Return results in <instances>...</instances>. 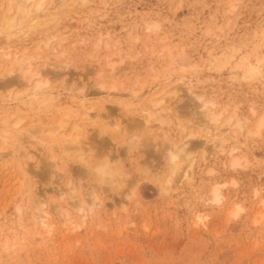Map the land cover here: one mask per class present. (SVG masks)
Masks as SVG:
<instances>
[{
    "label": "rangeland",
    "instance_id": "374dc122",
    "mask_svg": "<svg viewBox=\"0 0 264 264\" xmlns=\"http://www.w3.org/2000/svg\"><path fill=\"white\" fill-rule=\"evenodd\" d=\"M35 10L11 27L16 12L0 0V84L21 81L0 87V264H264V126L253 133L264 115V0H45ZM27 59L53 87L36 103L22 96L33 83L17 61ZM165 93L169 112L147 116L150 98ZM202 107L221 116L214 133L203 132L214 126ZM103 110L122 125L83 116ZM71 114L89 166L46 132ZM233 116L247 126L222 132ZM174 145L195 158L191 179L182 160L166 187ZM107 157L122 173L110 186L88 173ZM217 184L224 199L214 205ZM92 195L100 204L90 212ZM39 212L51 228L34 220Z\"/></svg>",
    "mask_w": 264,
    "mask_h": 264
},
{
    "label": "bare ground",
    "instance_id": "6f19581e",
    "mask_svg": "<svg viewBox=\"0 0 264 264\" xmlns=\"http://www.w3.org/2000/svg\"><path fill=\"white\" fill-rule=\"evenodd\" d=\"M44 1L45 0H6V13L7 12L8 13H11V11H13V10H15V12H16V13H14L15 14L14 15V20H13L14 23L13 24H10V26L11 27H15L16 25H18L17 22L19 21V19H23V20L30 19V14L32 13L31 12L32 11V8H34V9L36 8L37 9V10H35V13H36V11H38V12L41 11L42 10V4H43ZM29 3H34V4L28 5ZM44 9L45 8H44V5H43V10ZM37 14H39V13H37ZM35 18H33V19L36 20L37 18L36 19ZM33 19L31 20V22H33ZM7 33H9V32H7ZM14 58L16 60V57H14ZM17 62L19 64V66H20V71L23 72V73L21 72V74H22V76L24 77V80H25L23 83L26 84V85H30V84L32 85V83H33L32 87L27 88V90H25L24 92H22L23 95H22V93L20 95L24 96V94H25L24 97L26 98L25 101L27 103H36V101L41 100V99H39V97L42 96L41 94H43L45 92H49V90L52 89L53 87L50 88V89H48L46 87L48 85L47 84L48 81H46L47 79L46 80H43V81L41 80L42 78H41V75H40V73H41L40 71H36V72L34 71L33 72L31 70V63H30V60L29 59L23 60V61L21 60V61H17ZM105 63H107V67H111V60H107V62H105ZM249 72H250V74H253V73H256L257 70H255L254 67H250L249 68ZM10 74H11V72L8 75H10ZM52 77H56V76L55 75H52ZM18 84H21V81L18 82ZM18 84H15L14 81H6V82H3L2 84H0V87H2V88L9 87V86L14 87L15 85H18ZM38 88H42V91L36 92V89H38ZM58 89H60V88H58ZM71 90H73V89H71ZM186 90H188L189 92H191V89L190 88H186ZM164 92H166V91H164ZM170 93H172V92H170ZM165 94H166V95H164L165 97L164 96H157L156 95V96H153L152 98H150V100L148 101V104L146 105V107H147V109H146L147 116H150L152 114V112H151L152 110H157V111H162V112L168 110V112H169V104L171 102L170 103L167 102V99H169V97L166 98V96L168 94L167 93H165ZM189 94L191 95V93H189ZM133 95L136 96L135 94H133ZM158 95H162V94L159 93ZM7 97H8V99L10 98L9 96H7ZM85 98H86L85 94H82V99H85ZM135 98H138V97H135ZM48 99L49 100H52L50 98H48ZM131 99H133V98H131ZM43 101H45V100H43ZM26 102H25V104H27ZM2 103H4V101ZM138 103H139L138 101H134V102L128 103L127 105L131 106V105L138 104ZM31 105H33V104H31ZM118 105H120V104H118ZM202 105H206V104H204L202 102ZM123 106H125V104ZM203 108H205V107H202L201 108L202 111L204 110ZM101 110H102V106H101ZM102 112H104V113L101 115L99 111H96V112L93 113V115H91V117H88L89 114H87L86 112H83V116H85L88 120H89V118H91L93 120V123H95L96 121H98L99 119H101L103 117L105 119L107 118V121H106L107 123H105L106 125L104 124L105 126H107L109 124H112L114 127L119 128L122 125L121 124L122 121L121 122H119L118 120L117 121H114V120H116L118 118H116V119L113 120V118L109 115V113L107 112V110H106V112H105V110H103ZM3 114H5V111L4 110H1L0 115H3ZM72 116H73L72 114L71 115H67L66 118H64V119L61 118V120L58 119V121L55 122V123H53V124L52 123L51 124L48 123L49 124V127H47V128L45 127L48 130L46 132H48L49 134H51V136L56 137L57 139L59 138L58 140H60L59 142L61 144V149L64 150V152H65L66 155L64 154V152H62V153L65 156L73 155L72 157H74V159H76L77 162L83 163L84 166L85 165H88L89 166L88 161L85 160V157H84V150H85V148L83 149V144L80 141L81 138L84 135L83 134L84 133L83 132V124H80V123L77 124V123H75L73 121V117ZM204 116H205L206 120L209 121L214 127L213 128H207L206 127V128L203 129V132H205V135H207V134H209L211 132L214 133L217 130L215 126L217 125V123L219 121V117H221V116L218 117L217 114H215L213 112H210L209 110H206V109L204 110ZM204 116H201V117L204 118ZM16 120L17 121L15 122L14 127H16L23 119L18 118ZM4 122L5 121H3V123ZM93 125H95V124H93ZM3 126H4V128L6 127L5 124ZM105 126H101V127H105ZM222 126H223L222 127V130H221L222 132H225L226 133L227 131H230L232 133H236L235 132L236 130L241 131L247 125H246V121H241L236 116L235 117L233 116V117H229L227 121H225L224 123H222ZM263 126H264V115H262V116H260L258 118V120H257V122L255 124L256 131L254 129V132L253 133L256 136L259 135L260 134L259 131H260V129H262ZM41 128L44 129L42 126H40V132H41ZM100 129H102V128H100ZM100 129H97V130L99 131ZM0 132H1L0 133V139L3 140L4 139V134H6V133H2L3 130L0 131ZM186 137L189 139L188 136H186ZM50 138H52V137H50ZM187 138H185V139H187ZM221 141H222V137H217V139L215 140L216 143H214L215 146L219 145V147H220L221 146V143H222ZM56 142H58V141H56ZM179 143H183V142H179ZM88 145H90V144H88ZM57 147H58V145H57ZM48 149L52 151V147H51V149H50V147ZM54 150H56V149H54ZM235 151H236L235 148H231V150H230L229 153L230 154H233V153H235ZM52 152L54 153L55 151H52ZM52 152L49 151L48 154L51 155ZM2 155H6V153H4ZM164 157H166V160L168 162V166L170 168V171L168 173V177H167L166 182H165V186L166 187H169L170 185H172L174 183L173 182L174 176H176L179 173V170L182 169V165L184 167V164L182 163V160H183V162L184 161L187 162V164L185 165L186 166L185 168H187V169L185 171L184 168H183L181 177L182 178H185V179L186 178L187 179H191V170H192V167H193V162H194L195 156L191 155L190 153H187V154L184 153L183 148L181 147V145H177V146L174 145V146H171L170 147L169 151L166 153V156H164ZM53 158H54V156H53ZM205 158L206 157L204 156V154H202L201 155V162L202 161H205ZM111 163H114L113 158H108L107 157V159H105L102 163H97L96 165H92V166L88 167V168H90V171H88V173L90 175H92V173H93V175H95L97 177V184H99V185L100 184H105V185H109L110 186L113 183H115L117 180L120 181V178L119 177L122 175L121 170L113 167V165ZM239 163H240V158L239 157H236V156H233V157H231V160H230V162H229L228 165L231 168H233V167L239 165ZM113 172L119 173V175L116 176V177H113V176L110 175ZM23 173H24L25 176L26 175L28 176L29 175V170L27 168H23ZM32 180L33 179L31 177H29V181L27 182L29 184L28 186H32L31 185L32 182H33ZM121 183H122V181H121ZM222 187H223V184H222ZM220 188L221 187H219L218 184H217L215 187L212 188V190H210L211 191V196L209 194V196H210V203H212L214 205H219V204H221L223 202L224 196L222 195V192H221ZM28 190H30V189L28 188ZM29 194H30V192H29ZM89 194H91V192H89ZM74 198H75V196H74ZM74 198H71V200H73L72 203L77 204V201ZM40 201L38 203L35 202V204H37L36 208H38L39 211H41V208L43 206L42 200H40ZM74 201H76V202H74ZM87 201L89 202V204L87 203ZM85 202L87 204V207L90 206L89 211L90 210L92 211V206H97L98 207V205L100 204V200L95 195H92L91 196V200L90 201L86 199ZM85 202L82 203V204L76 205L77 206V210H76L77 216L82 221H84L87 218V213H89L87 210H85L86 208H84V206L86 205ZM72 203H71V205H72ZM57 208H58V206H56L54 209L57 210ZM241 210L242 209L238 205H236L235 208L233 209V211L230 212V215L235 218V217H237L239 215V213H240ZM49 215H50L49 212H39V214L36 215V217L34 218V220H37V222H38V224L40 226H43L44 228L49 229V228H51V226L46 223L47 220H48V218H49ZM65 217L69 221L68 214H66ZM256 222H258V221H256Z\"/></svg>",
    "mask_w": 264,
    "mask_h": 264
},
{
    "label": "clouds",
    "instance_id": "9594fccd",
    "mask_svg": "<svg viewBox=\"0 0 264 264\" xmlns=\"http://www.w3.org/2000/svg\"><path fill=\"white\" fill-rule=\"evenodd\" d=\"M39 91H42V88H38V89H36V92H39ZM110 175L113 176V177H116V176L119 175V173L113 172V173H111Z\"/></svg>",
    "mask_w": 264,
    "mask_h": 264
}]
</instances>
